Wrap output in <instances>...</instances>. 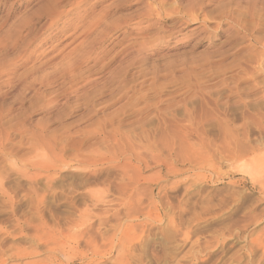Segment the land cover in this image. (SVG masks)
Returning <instances> with one entry per match:
<instances>
[{"label": "rangeland", "instance_id": "374dc122", "mask_svg": "<svg viewBox=\"0 0 264 264\" xmlns=\"http://www.w3.org/2000/svg\"><path fill=\"white\" fill-rule=\"evenodd\" d=\"M0 264H264V0H0Z\"/></svg>", "mask_w": 264, "mask_h": 264}]
</instances>
